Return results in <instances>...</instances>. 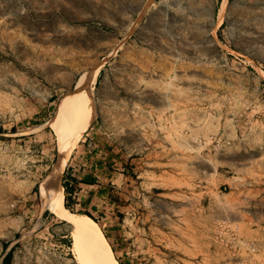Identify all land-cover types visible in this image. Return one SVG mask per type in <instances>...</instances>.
<instances>
[{"label":"rangeland","instance_id":"1","mask_svg":"<svg viewBox=\"0 0 264 264\" xmlns=\"http://www.w3.org/2000/svg\"><path fill=\"white\" fill-rule=\"evenodd\" d=\"M66 97L86 110L93 107L95 115L71 152L60 185L89 172L97 183L77 184L70 209L65 208L76 215L86 211L97 221L118 262L225 263L218 246L199 237L193 214L176 209L194 204L193 197L180 193L183 186L192 190L199 180L216 184L218 162L196 159L198 164L182 166L129 160L158 147L176 152L186 143L198 144L197 150L249 144L246 171L229 172L234 183L221 188L229 212L220 220L244 238L260 239L264 0H0V219L25 211L29 216L22 226L13 219L9 233H0V256L2 237L13 242L12 264H82L73 228L43 210L39 198L41 182L59 159L51 122ZM112 106L127 114L140 111L134 131L124 133L128 117H114ZM193 128L213 133L197 138ZM229 128L238 135H223ZM183 129L192 134H182ZM109 145L129 167L97 164L105 161ZM182 174L186 181L179 179ZM153 184L168 187L164 195L149 198L158 211L152 215L156 232L135 222L130 211L132 191L143 193L141 186ZM111 187L122 193L117 209L104 193ZM137 203L143 209L142 194Z\"/></svg>","mask_w":264,"mask_h":264},{"label":"crops","instance_id":"2","mask_svg":"<svg viewBox=\"0 0 264 264\" xmlns=\"http://www.w3.org/2000/svg\"><path fill=\"white\" fill-rule=\"evenodd\" d=\"M114 103L116 102V96H113ZM116 106H112L110 109L115 113L116 116H123L128 117V120L124 123V133L129 134L132 131H134L135 125H132V122L136 121L137 115H141L140 111H137L132 114H127L124 111H121L120 108H115ZM101 112V110H99ZM132 112V111H131ZM131 116H133V120H131ZM146 119V115L144 116ZM210 118V116H209ZM208 118V119H209ZM211 119V118H210ZM165 121V120H162ZM118 126H114L112 131H115ZM197 132V138L200 136H203L204 133L206 135H209L213 132L208 131L206 128H193ZM192 129V130H193ZM196 132H193V134H196ZM182 134L188 135L192 134L190 129H183L181 131ZM223 135L234 138L238 135V131L235 128H229L226 131L223 130ZM202 145V144H201ZM198 144H181L180 147L176 150V152H173L169 146L166 148L158 147L151 149L148 153H146L143 156L139 157H132L130 160H134L136 163H146V164H167L170 162H176L178 165L184 166L185 164H198L196 162L197 160H205L210 161L216 160L218 164L215 167V174H216V184L213 185L207 180H199V182L193 183L192 190H189L187 188H181L180 193L185 197H193L194 204L190 203H183L178 204L177 211L178 213L182 214H193V217H190V219L195 220L197 229L199 233L200 238H207V244H211L212 242V232L214 228V224L218 221H220V217L224 216V213L229 212V206L225 204L224 195L225 192L221 190L222 189H230L232 187V183H234L235 176L228 175L229 172L235 171V169H242L243 172H245L246 167L242 166L244 164H248L247 161H244V157L248 156L246 152H249V149H251V146L247 143H234L231 145H223L219 148L217 147H211L207 145H203L202 149L197 150ZM128 148V147H127ZM192 151H190V149ZM188 149V150H187ZM129 155V154H127ZM126 155V156H127ZM156 155V156H155ZM130 157V156H129ZM190 157H194L193 160H190ZM146 159H149V162H146ZM58 161V158H57ZM123 170V169H121ZM153 172V171H148ZM243 174V173H242ZM124 175V174H122ZM139 177V176H136ZM180 180L186 181L187 177L182 174V176H179ZM200 179V178H199ZM71 182V181H69ZM122 182V181H121ZM251 183V182H250ZM79 184V183H78ZM168 189L167 186H161L158 184L149 185L148 187H140V190H143V193H140L139 189L132 191V198L131 200L135 203L134 206L131 207L130 211L133 214V220L135 222H143L145 225L144 227L151 230V232H156V218L153 217V213H157L156 206H152L150 204L149 198L152 197V195H164L163 191ZM257 190V189H255ZM231 192V191H226ZM75 192H73L74 194ZM151 193V195H150ZM263 193V192H262ZM142 194V201L144 205L143 209L140 208L139 202ZM146 194V195H145ZM261 194V193H260ZM74 196L72 195V198ZM40 198V195H39ZM185 199V198H184ZM262 199H264L262 195ZM251 202V201H250ZM261 202L260 204H262ZM259 204V203H258ZM42 205V204H41ZM32 206V205H30ZM46 208H43L45 210ZM168 210V207H167ZM168 212V211H167ZM71 213V212H70ZM169 213V212H168ZM74 214V213H73ZM81 215V214H79ZM16 218H9V219H0V233L7 235L10 230V222L14 219L20 223L22 226L23 224H26L29 220V216L27 215V211H25L23 214L16 215ZM183 219H188L186 215L183 216ZM258 221L264 223V216L263 218L259 219ZM99 225V224H98ZM260 232L258 233V236L261 240L264 241V225L260 227ZM208 234V235H205ZM211 233V234H210ZM1 238V236H0ZM3 244H5V249L3 253L0 256V264H12L13 260V251L12 255L9 259L3 260L5 254L7 251L12 247L13 242L11 241V238L2 237ZM201 244L205 245V241H202ZM209 254V252L205 253ZM216 262V263H215ZM215 264H217L218 260H215Z\"/></svg>","mask_w":264,"mask_h":264},{"label":"bare ground","instance_id":"3","mask_svg":"<svg viewBox=\"0 0 264 264\" xmlns=\"http://www.w3.org/2000/svg\"><path fill=\"white\" fill-rule=\"evenodd\" d=\"M94 115L93 107L86 110L83 104L78 106L73 97H66L59 104L51 122L58 137L59 159L52 173L39 186L40 201L43 208L71 225L77 235L76 252L82 264H119L98 223L85 214L76 215L65 208L64 190L60 185V175L70 154Z\"/></svg>","mask_w":264,"mask_h":264},{"label":"built area","instance_id":"4","mask_svg":"<svg viewBox=\"0 0 264 264\" xmlns=\"http://www.w3.org/2000/svg\"><path fill=\"white\" fill-rule=\"evenodd\" d=\"M212 236L216 253L224 256L222 264H264V241L242 237L226 220L214 224Z\"/></svg>","mask_w":264,"mask_h":264},{"label":"trees","instance_id":"5","mask_svg":"<svg viewBox=\"0 0 264 264\" xmlns=\"http://www.w3.org/2000/svg\"><path fill=\"white\" fill-rule=\"evenodd\" d=\"M2 129L0 128V131ZM106 156L104 157L105 158V161H101V160H98L97 161V164L99 166H102L103 164H106L108 165L109 167L112 166V164H116L117 162H120V163H123L125 165V167H129V160L128 159H125V156L119 152V151H114V146L113 145H109L106 147ZM96 152V150H94V153ZM93 169H92V172L93 170L95 171L96 168L95 166H91ZM78 183H83V184H89V185H94L97 183V178L96 176L93 174V173H86V174H83V176L77 180L76 178H71V182H64L62 185H63V188H64V191L66 193V197H65V207L70 209L69 206H68V201L69 199H72V195H73V192H75V190L77 189V184ZM34 191H35V188H34ZM103 192V191H102ZM108 201L110 203H112L116 209L117 207L122 204V193L120 191H117L115 190L114 188H109L106 191H104ZM47 212V211H45ZM80 214H85L87 216H89L90 218H92L93 220H95L88 212L86 211H80L79 212ZM96 221V220H95ZM97 222V221H96ZM106 236V235H105ZM12 251H13V247H11L7 253L5 254L3 260L5 259H9L12 255ZM119 264H122L121 262H119Z\"/></svg>","mask_w":264,"mask_h":264}]
</instances>
